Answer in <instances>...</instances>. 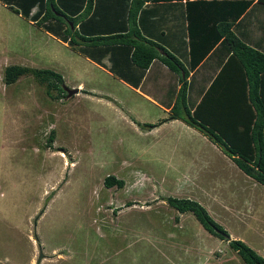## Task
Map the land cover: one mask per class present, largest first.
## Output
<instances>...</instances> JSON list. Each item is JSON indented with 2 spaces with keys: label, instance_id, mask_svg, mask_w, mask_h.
<instances>
[{
  "label": "rangeland",
  "instance_id": "374dc122",
  "mask_svg": "<svg viewBox=\"0 0 264 264\" xmlns=\"http://www.w3.org/2000/svg\"><path fill=\"white\" fill-rule=\"evenodd\" d=\"M57 39L30 28L19 14L0 4V264H188L194 257L197 262L198 250L203 247L216 248L205 253L206 264H220L214 260L219 254L221 264H243L225 240L208 234L190 212L182 213L192 217V222H183V229H169V225L177 224V210L166 203V196L195 201L197 196L203 198V207L224 228L228 239L240 237L257 253L264 235L253 231L250 224L256 220L248 213L252 208L247 205L246 211L238 210L241 203L235 195L245 200L249 196L257 203L262 223L264 198L244 186L248 183L239 169L236 168L241 174L234 173L235 166H224L221 161L217 167L218 157L211 142L198 138L189 139L187 144L183 143L187 141L184 137L153 145L152 134L144 133L145 127L137 132L124 120L118 97L79 92L59 101L63 87L74 89L70 86L79 79L85 86L94 80V88L102 85L117 95L119 85L98 70H108L105 65H89ZM22 64L50 69L64 76L65 83L47 88L46 83L27 73L5 85L3 67ZM127 100H132V96ZM148 109L147 113H159ZM49 131L51 141L47 139ZM146 147L149 148L143 160L137 161V149L142 153ZM194 155H200V161L204 156L206 164L210 163L204 170L209 178L205 186L190 179L186 183L183 178L187 173L186 160ZM107 175L122 180L125 189L141 188V201H148L151 210L143 213L135 203L111 215L106 209L108 201L119 207L120 200L127 202L137 195L130 189L124 191L123 186L105 188L103 178ZM241 181L243 187L238 185ZM177 184L200 187L201 191L197 192L198 188L178 194L174 192ZM209 184L220 188V192L212 193ZM161 207L171 213L164 217ZM247 217L250 223L245 222ZM118 219L120 224L135 222L142 231H146L144 227L156 226L159 235L150 241L143 233L142 237H135L131 228L126 229L124 239ZM168 233L180 238L177 248L172 246ZM188 242L194 246L190 256L184 252L192 246L189 243L188 247ZM257 254L264 258L261 252Z\"/></svg>",
  "mask_w": 264,
  "mask_h": 264
},
{
  "label": "crops",
  "instance_id": "0c3cea01",
  "mask_svg": "<svg viewBox=\"0 0 264 264\" xmlns=\"http://www.w3.org/2000/svg\"><path fill=\"white\" fill-rule=\"evenodd\" d=\"M12 1L14 3L18 2L20 4H23L21 3L22 0H12ZM84 1L85 0H55V3L59 9L64 11L67 15L69 14L71 15L72 13H74L73 9H75L76 7L78 8L80 6V8L82 9L81 4H83ZM128 1L129 0H93V6H92V9L89 15L87 16V21L84 24V26H82V29H80V31L86 35L88 34L103 35V34H110V33L118 32V30H120L119 27H122V26L124 27L125 10H126V4L128 3ZM237 1H249V4L244 10H242L237 15V17L233 19L232 15L237 12L238 6H239L235 3ZM38 2L39 0H35V1L33 0V3L29 7L27 14L25 16L23 15L22 12H20L19 9L18 10L16 9L17 11H14L10 9L9 6L6 5L3 0H0L1 5H4L10 10H12L14 13L19 14L20 17H22L25 20L26 24L30 28H33L36 30H42L43 33L47 35V33H49L48 31L44 30L40 26L35 25L34 21L31 20L33 19L31 16L35 15L39 9ZM136 22H137V26L140 29V33L141 35H143V37L161 45L164 49L168 50L169 52L174 53L176 58L188 70V73L185 77H184L183 72L180 73L181 76L179 75V73L170 72L166 68L165 65H163L161 62L157 60H153L149 64V66L144 70L136 68L130 63V61L126 60L125 53L118 49H115L114 51H111L110 53L108 52L103 53L98 50L96 51L89 50L90 52L89 55H92L91 58H93L94 59L93 60L87 57L86 55L80 53L76 49L71 48L69 45H67L66 42L58 41L60 45H62L63 47L69 48L75 54L81 55L84 58V60L87 63H89V65L95 68L96 67L99 68V65H105L108 69V67L111 65L110 60L114 59L115 67H116L115 70L116 71L118 70L119 73L123 74L125 76L126 81H129L130 83L132 82L137 83V85L134 87L132 86L133 84L131 85L125 82L124 80H122L118 76L119 74L115 75L109 72V70H106V69L102 70L103 69L102 68L98 70L99 71L101 70L107 76L112 77L113 80H116V82L118 83L119 85L118 95L112 91L106 90V87L102 85H101V88H94L95 84H92V82L95 83L94 80L90 81V84H88V86H85L84 81L79 79L76 81L75 84H72L70 87L77 90L75 93L81 92V93L90 94L93 96L95 95L100 96L101 94H107L108 96L114 99L115 97H118V102L120 103H117V104L123 106L122 110L124 114L121 113L123 114L122 117L125 118L124 119L125 121L127 120L126 122L129 124V126L133 127L134 131L137 130V132H140L139 129L142 130L145 127L143 126V124L145 123L156 124L155 126L151 128L145 127L147 129L145 128L143 129L144 131H146L144 133L152 134L151 139H152L153 145H158V142L162 143L163 141L166 142L165 144H169L168 141H172L174 140V138L178 139L179 141L180 139L184 137L187 141L186 142L184 141L183 143H186V144L190 142L189 139L191 138H196V139L198 138V140H203L204 142H210L205 136L201 135L197 131H194L193 129H191V127L184 124L181 120L171 119V120H166L164 122H159L162 119L166 118L169 114L170 104L174 100L176 91L178 90V87L180 85V81H179L180 79H185V82H186L185 103L187 107L191 109L195 105V103L198 102L199 98L201 97L202 93L205 91V89L209 85L210 81L218 73V71L220 70V66L222 65L225 59L223 58L222 61L220 60V57L224 52L225 46L220 47L217 50L219 46L218 45L219 42H217L212 48V49L217 50V52L212 53L211 51H214V50L209 51V53L205 56V58L201 60L194 69H190L188 68V57H187V49L189 47V43L190 41H192L194 42V44L198 45V48H204L208 43H211V40L214 38L215 33L217 31L216 29L217 23L229 22L231 23L229 30L240 41L264 53V2L259 1V0L146 1L141 6V8L139 9L137 13ZM50 23H52V21ZM52 25H54V23H52L51 26ZM56 27H57V24L53 28L56 29ZM75 27L78 28V24H76ZM200 50L201 49H199V51ZM20 66H24V64ZM29 68H32V67H29ZM89 69H92V67L89 66ZM239 78H240V71L238 69V66L232 63L231 66L228 69H226V71L220 74L219 81L223 83L228 82L229 87H230L229 89L233 91L235 89V91L238 92L235 82H238ZM61 79H62V82L65 83V77L61 76ZM104 79L106 80L108 79V77ZM96 81H98V83L101 84V82L98 79H96ZM5 85H9V84H5ZM172 87H174V91H171ZM66 89H69V88H66ZM70 90H73V89H70ZM64 93H65L64 96H62V94L59 96L58 98L59 101L62 98L65 100L66 98L69 97L66 95L65 90H64ZM128 96H132V100H127ZM132 101H133V104H130L132 103ZM134 101H136L137 104ZM149 107L152 109H156L159 113L157 114L156 112H154L153 114L147 113V111L149 110L148 109ZM134 124H136L138 128ZM156 130H159L163 133L160 132L158 133L159 134L158 135L157 133H155ZM191 130L193 133H191ZM211 145L213 147L214 153L218 157V160L216 162L217 167H220V165L217 164L219 161H221L222 165L224 166L228 165L231 168L235 166V164L225 154H223L218 147H216L212 143ZM146 148H144L142 153H141V150L137 149V153L134 154L137 161L143 160L142 156H144L143 154L147 152L149 147H146ZM201 154L205 155V157H208L206 151H202ZM199 157L200 155H194L193 157L186 160L187 165L185 164L184 167H186L185 170H187V173L185 174V176H183V178L186 183H188L187 179H190L192 183H197L198 181L200 183L197 185L205 186L207 185L209 178L208 176L205 175L206 173L204 172V170L207 169L206 167L210 163L206 164V162L208 161L204 159L205 158L204 156H202L201 161ZM197 162H198V165L191 164V163H197ZM234 168H235V171L233 170L234 173L241 172L240 170H239L240 172L237 170L238 168L236 166ZM203 172H204V175H203ZM194 173L195 175H190ZM241 175L243 176L244 180H246L248 183V185H244V186H247L248 189H250L251 193H254V195L257 191L260 194V196L264 198V193L263 195L261 194V192H264V186H261L259 183L255 182L253 179H251L250 177L246 176L243 173ZM136 176H140V175L137 174L136 172ZM179 176L175 178H178ZM204 176L207 177V181L204 178ZM210 182L212 181L210 180ZM123 184L122 186L124 188ZM239 184L242 185L243 182L241 181L240 183H238V185ZM211 186H213V184H209V187ZM258 186L259 188H257ZM111 187H105V188H111ZM180 187L182 188V191ZM129 189L132 190V193H135L137 197L132 198L127 202L120 200L119 207L114 206L115 202H113V204H110V202L108 201L106 209L108 208V211L111 215H115L113 213L115 210L120 211V209L128 208L131 205H135V203L139 204L137 206L139 210L142 211L143 213L147 212V210H151V206L149 207V205L151 204L148 203V201L146 202L141 201V198L143 196V190H141V188L138 189L135 186V187L128 188V189L124 188V191L127 192L129 191ZM151 189L152 191L154 190L153 188ZM219 189L220 188L213 187L212 193L216 194L220 192ZM159 190H161L160 187H159ZM187 190L189 191L196 190L197 192L199 190L201 191L200 187L187 188V187L180 186L177 184L174 189V192L178 194L182 192L185 194H188ZM148 193L151 194L152 192L150 191ZM231 194H233V192H231ZM146 195L147 194L145 193V196ZM245 195H246V192H245ZM235 197L238 199L239 203L246 205V206L245 205L242 206L240 204L238 206V210H245V207H247L248 209L247 205H249L252 208V210H248V213L250 212V215H252L249 217L254 218L256 221L251 223L252 225L250 224V226L254 229L253 231H255L257 235H259L260 232L262 235H264V226H263L264 223L260 222V219L263 215L258 214L257 203L256 202L254 203V201H251L249 196H247L248 200H245L244 197H238L237 195H235ZM202 199L203 198H200L199 196L196 197L197 202L203 206V204L201 203ZM163 208L164 207H161V210L165 211ZM167 212L171 213L167 209L165 213L163 214L164 217L167 216ZM175 214H176L175 222L177 224L176 226L174 224L172 226L169 225V229L171 228L172 229H183V222H189V221L192 222L193 220L192 217H190L189 215H184L182 212L180 213L177 211V213ZM170 216L171 214H169V217ZM249 217H247L248 219H246L245 221L246 223H250ZM169 220H171V218H169ZM113 221L115 220L113 219ZM108 222L110 223L109 220ZM117 223H118L117 224L118 226L122 227L121 232L123 233L124 239L126 235V229L130 231L131 228H132V232L130 233L136 234L134 235L135 237H142V233H143L144 234L143 237L144 236L147 237L150 241L154 239V236L159 235V234H156V230H157L156 226L155 228H149V227L145 228L144 227L146 231H142L139 229V226L135 222H122L121 221V224H120L119 219H118ZM174 237H176L175 234L168 233V238L170 240L173 239L172 246L174 248H177L180 244V240H179L180 238L178 237L179 238L178 239ZM238 238H233V239H238ZM238 240H241L242 242H244L242 238ZM189 243L192 246L188 248L187 250H184V252L186 253V255L189 254L190 256V253L194 252V246H193V242L192 243L188 242V247L190 246ZM215 249L216 248L207 250L204 247L202 250L199 249L197 262H196V257H194V259L190 260L188 264H206L205 255L207 256V254L205 253H208V254L212 253L213 250ZM257 251L259 253L261 252V255L264 256V243L262 244V241L260 243V247H257ZM218 256L214 260L217 261V263L219 262L221 264L222 262L221 255L219 254ZM110 264H115V263L114 261H111Z\"/></svg>",
  "mask_w": 264,
  "mask_h": 264
},
{
  "label": "trees",
  "instance_id": "16d2710c",
  "mask_svg": "<svg viewBox=\"0 0 264 264\" xmlns=\"http://www.w3.org/2000/svg\"><path fill=\"white\" fill-rule=\"evenodd\" d=\"M10 9H18L26 16L33 0H22L20 4L12 0H3ZM35 1V0H34ZM146 1L164 0H129L126 4L124 27L118 32L103 35H86L80 29L87 21L93 0H85L83 4L67 15L56 6L55 0H39V9L31 16L34 24L42 27L59 40L66 42L71 48L91 58L90 51L110 53L115 49L126 55V60L139 69H146L153 60L161 62L172 73L183 72L184 77L188 70L176 58L174 53L164 49L161 45L143 37L137 26V13ZM264 2V0H259ZM234 19L244 10L249 1H237ZM36 4V5H38ZM17 9V10H16ZM54 25L51 26L52 23ZM56 29L53 28L54 26ZM78 24V28H76ZM231 23L219 22L211 43L204 48L190 41L187 49L188 68L194 69L201 60L211 51L216 53L220 47L224 52L220 57L224 61L220 70L210 81L198 102L190 109L185 103V79H180L173 102L170 104L166 120L178 119L189 127L197 130L212 144L231 159L235 166L246 176L264 186V53L240 41L230 30ZM219 42L217 50L212 49ZM199 49H201L199 51ZM93 59V58H91ZM94 60V59H93ZM109 72L118 76L132 86L136 82L126 81L125 76L115 70V61L111 59ZM234 63L240 71V78L235 82L237 91L229 89L228 82H220V74ZM31 74L40 83H46L47 88L62 83L61 76L49 69L29 68L20 65H7L3 68L2 81L4 84L15 82L21 75ZM181 76V75H180ZM171 91H174L172 87ZM173 93V92H172ZM64 94V93H62ZM64 96V95H63ZM156 124L145 123L143 126L151 128ZM51 131L47 139L51 141ZM105 187H121L122 180L113 175L103 178ZM166 203L178 212H190L201 226L211 235L225 240L228 247L241 259L243 264H264V258L258 255L247 244L238 239H228L224 228L214 221L205 208L195 200L166 196Z\"/></svg>",
  "mask_w": 264,
  "mask_h": 264
},
{
  "label": "water",
  "instance_id": "95a60500",
  "mask_svg": "<svg viewBox=\"0 0 264 264\" xmlns=\"http://www.w3.org/2000/svg\"><path fill=\"white\" fill-rule=\"evenodd\" d=\"M63 89L66 91V95H67V96H70V95H72L73 93L76 92L75 89L70 90V89H66L65 87H63Z\"/></svg>",
  "mask_w": 264,
  "mask_h": 264
}]
</instances>
